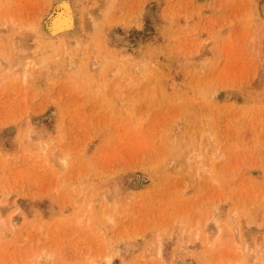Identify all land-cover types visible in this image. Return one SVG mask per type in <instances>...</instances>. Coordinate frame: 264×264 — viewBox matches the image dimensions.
I'll use <instances>...</instances> for the list:
<instances>
[{"label":"rangeland","instance_id":"374dc122","mask_svg":"<svg viewBox=\"0 0 264 264\" xmlns=\"http://www.w3.org/2000/svg\"><path fill=\"white\" fill-rule=\"evenodd\" d=\"M0 264H264V0H0Z\"/></svg>","mask_w":264,"mask_h":264},{"label":"bare ground","instance_id":"6f19581e","mask_svg":"<svg viewBox=\"0 0 264 264\" xmlns=\"http://www.w3.org/2000/svg\"><path fill=\"white\" fill-rule=\"evenodd\" d=\"M87 12V11H86ZM86 20V19H85ZM93 22V21H92ZM95 22V21H94ZM93 24V23H92ZM72 24H71V15H70V12H69V10H68V8L67 7H62V8H60L58 11H57V13H56V15L54 16V18H53V20H52V23H51V27L53 28V34L54 35H58V34H60V32H62L64 29H68L70 26H71ZM87 25V24H86ZM94 25V24H93ZM90 29V28H89ZM47 46V45H46ZM56 47V46H55ZM50 47H48V49H49ZM53 48H54V46H53ZM20 50H22L23 51V48L21 49V48H19ZM65 49V48H64ZM51 50V49H50ZM20 52L21 53V55H19V54H17V52H15V55H19V56H16V58L17 57H19V58H17V60H18V63L19 64H23V70L25 71V73H27V69H28V67H29V65H30V63L32 64L33 62L31 61L30 62V58L28 57V58H23L22 57V54H23V52ZM38 51V50H37ZM49 51V50H48ZM47 51V52H48ZM43 52H45L44 50H43ZM54 52H56V51H54ZM18 53H19V51H18ZM66 54H67V52H66ZM14 55V56H15ZM42 56V58H43V55H41ZM67 56V55H66ZM22 57V58H21ZM34 57H36V59L35 58H33V60L35 59V60H38L37 59V57L39 58L40 56H38V55H36V56H34ZM68 57H70L69 56V53H68ZM41 58V59H42ZM47 58V57H46ZM71 58H72V56H71ZM20 60H26L25 62H22V61H20ZM43 61V60H42ZM71 61V60H70ZM143 66V65H142ZM137 67V66H136ZM65 160V159H64ZM64 160H62L61 159V161H64ZM67 161V160H66ZM65 163V162H64ZM67 163V162H66ZM84 193V192H83ZM13 220L11 219V222H12ZM216 221V220H215ZM206 242V241H205ZM213 244V243H212Z\"/></svg>","mask_w":264,"mask_h":264}]
</instances>
